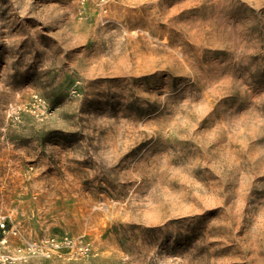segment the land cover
Here are the masks:
<instances>
[{
  "label": "rangeland",
  "instance_id": "obj_1",
  "mask_svg": "<svg viewBox=\"0 0 264 264\" xmlns=\"http://www.w3.org/2000/svg\"><path fill=\"white\" fill-rule=\"evenodd\" d=\"M0 219V264H264V0H0Z\"/></svg>",
  "mask_w": 264,
  "mask_h": 264
},
{
  "label": "built area",
  "instance_id": "obj_2",
  "mask_svg": "<svg viewBox=\"0 0 264 264\" xmlns=\"http://www.w3.org/2000/svg\"><path fill=\"white\" fill-rule=\"evenodd\" d=\"M41 100L39 97H36V102L40 103L41 104ZM6 226V223L4 220L0 219V228H3Z\"/></svg>",
  "mask_w": 264,
  "mask_h": 264
},
{
  "label": "bare ground",
  "instance_id": "obj_3",
  "mask_svg": "<svg viewBox=\"0 0 264 264\" xmlns=\"http://www.w3.org/2000/svg\"><path fill=\"white\" fill-rule=\"evenodd\" d=\"M15 233V230L13 229L7 236L8 238L12 237V234ZM15 238V237H14ZM83 250V249H82Z\"/></svg>",
  "mask_w": 264,
  "mask_h": 264
}]
</instances>
